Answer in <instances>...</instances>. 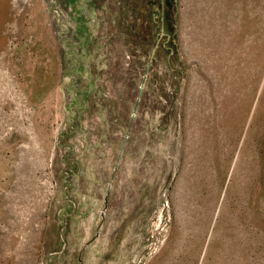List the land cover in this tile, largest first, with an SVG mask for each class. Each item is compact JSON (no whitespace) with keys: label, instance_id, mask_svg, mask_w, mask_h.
Listing matches in <instances>:
<instances>
[{"label":"rangeland","instance_id":"374dc122","mask_svg":"<svg viewBox=\"0 0 264 264\" xmlns=\"http://www.w3.org/2000/svg\"><path fill=\"white\" fill-rule=\"evenodd\" d=\"M0 264H264V0H0Z\"/></svg>","mask_w":264,"mask_h":264}]
</instances>
